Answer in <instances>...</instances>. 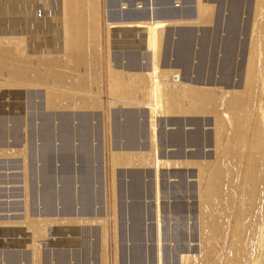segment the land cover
<instances>
[{
  "label": "bare ground",
  "instance_id": "1",
  "mask_svg": "<svg viewBox=\"0 0 264 264\" xmlns=\"http://www.w3.org/2000/svg\"><path fill=\"white\" fill-rule=\"evenodd\" d=\"M16 1L0 0L6 20L24 18ZM24 1L36 28L51 15L57 42L0 33V157L20 158L23 180L0 264H106L104 230L96 251L84 227L108 219L103 138L120 264H264V0H195L191 15L126 0L107 23L106 81L99 0Z\"/></svg>",
  "mask_w": 264,
  "mask_h": 264
},
{
  "label": "rangeland",
  "instance_id": "2",
  "mask_svg": "<svg viewBox=\"0 0 264 264\" xmlns=\"http://www.w3.org/2000/svg\"><path fill=\"white\" fill-rule=\"evenodd\" d=\"M125 1L126 0H118V4L116 5V6H107L106 7V10L107 11H105L104 10V5H103V0H99V8H100V10H99V22H98V24H99V26H98V28H99V32H100V38H99V43H100V66H101V68L103 69V77L105 78H103V80H105L106 81V73H105V69H107V68H109L110 67V64H109V59H108V51L107 50H109V48H108V46H107V44H108V39H107V32H109L108 31V28L109 27H107V23L108 22H113V21H116L115 19L117 18L116 17V14L117 13H119V12H121L122 10H127L128 9V5H126V7L127 8H125V9H122L121 8V4H122V2L123 3H125ZM187 1H189L190 2V4L189 3H187ZM194 1V2H193ZM16 2H17V4H16ZM15 2V8L17 9V10H19V12H21V14L19 15V16H21V18H22V16L25 18V20H24V18L22 19V20H20V17H18V19L17 18H15L14 20H6V17H9V15H7L6 13H0L1 14V17H2V19L3 18H5V19H3L4 21H0V33L1 34H5V35H14V36H16V35H22L23 33H22V31L24 30H26V32L28 31V33L26 34V36H29L31 33H30V31H33V30H36V29H38V30H40V35L42 36H40V43H41V47L42 48H47L48 46H50L51 44H54V42H57V39L55 38V36H54V33H55V28H53L52 26V22L49 20V17H51V15L50 14H45L44 15V19H41V21L38 23L39 25H38V27L36 28V20L35 21H32L31 22V20H34L33 19V17H32V19H30L31 18V14H25L26 12H28L29 10H33L34 9V7H35V5H33L32 3L30 4V5H27L29 2L28 1H24L23 3H21V0H17ZM148 3L146 4V3H144V4H142L144 7L142 8V9H146V10H148V12L149 13H151V6H152V4H151V0H149V1H147ZM25 3V4H24ZM48 2H45V3H43V5L44 4H46V5H44L43 6V10L44 11H46L47 10V8H48V6H49V4H47ZM174 2H173V0H171L170 1V3H168V4H154V6H155V9H168V8H173L174 9V11L176 10V12H177V14H179V13H181L183 10H185L186 8H189V7H191V8H189L188 10H187V13H188V15H191V14H193V13H195V10H196V8H195V0H184V4H185V6L184 7H182L180 10H178V9H176L175 7H174V4H173ZM194 3V4H193ZM23 4H24V6H23ZM134 4V6L133 7H135V9H137L136 7H137V5H136V3H133ZM26 5L28 6V8L26 7ZM27 8V10L25 11V10H23V8ZM189 6V7H188ZM193 6H194V10H193ZM42 7V6H41ZM22 8V9H21ZM185 8V9H184ZM4 9V10H3ZM9 10V7L7 8L6 7V5H3V8H2V10L3 11H6V10ZM7 10V11H8ZM138 10H141V9H138ZM189 11V12H188ZM25 12V13H24ZM192 12V13H191ZM23 13V14H22ZM107 13V14H106ZM191 13V14H190ZM145 14H147V13H145ZM7 15V16H6ZM27 15V16H26ZM46 15H47V17H46ZM5 16V17H4ZM178 16H181V15H177V17ZM0 17V18H1ZM28 20H27V19ZM2 19H0V20H2ZM30 20V21H29ZM10 21V22H9ZM20 21V22H19ZM29 21V22H28ZM7 22V23H6ZM13 22V23H12ZM26 22V23H25ZM51 22V23H50ZM31 23V24H30ZM33 23V24H32ZM46 24V25H45ZM33 25V26H32ZM6 26V27H5ZM40 26V27H39ZM34 28H36V29H34ZM139 28H141V27H139ZM21 29V30H20ZM144 29V28H143ZM143 29H141V30H143ZM23 31V32H24ZM48 32V33H47ZM10 33H12V34H10ZM25 33V32H24ZM51 33V34H50ZM107 33V34H106ZM43 34V35H42ZM24 35V34H23ZM51 39V40H50ZM44 46H46V47H44ZM245 51H247V50H244L243 51V54L245 55L246 54V52ZM244 57V56H243ZM245 58V57H244ZM243 64H244V61L242 62ZM109 65V66H108ZM108 66V67H107ZM242 80V79H241ZM106 83V82H105ZM104 83V81H103V83H102V85H105L106 86V84ZM15 84V85H14ZM12 83L9 87H8V89L9 90H18V89H20V88H24L23 86H21V85H19V84H17V83ZM17 85H19V86H17ZM21 86V87H20ZM104 86V87H105ZM31 88H34V87H32V86H30ZM30 87H27V88H30ZM103 86H102V90L101 91H104V93L105 92H107V90L104 88ZM36 90H38L39 92H43V87L41 88H35ZM12 90V91H13ZM103 93L102 92H100V96L102 95ZM106 97V96H105ZM101 99H102V102H104V104H106V98L103 100V97L101 96ZM98 114H100L101 115V113H103V109L102 110H97L96 111ZM162 115V114H161ZM202 117H204V116H201V118ZM206 118L209 120L211 117L209 116V115H206ZM209 122V121H208ZM106 142H107V140L106 139H102V141H101V144H102V149H103V158H101V169H102V176H103V178H102V187H103V196H102V199H103V204H102V206H103V211L104 212H106L105 214L107 215V217H108V219H105V221H104V223H101V222H93V223H86L85 225H84V227H88V228H90L92 231H94V233H95V235H96V237H95V248H96V251H100V245L102 244V239H101V237H102V229L104 230V235H103V237L105 236V240H104V249H106V252H105V250H104V256H105V254H107L106 256H105V263L106 264H120V262L118 261V259H119V257L116 255L115 256V252H114V238H115V236H116V234H115V228H113L114 226H115V222H113V211H112V209H110L109 207L107 208V206H106V203H107V198H108V195H107V193H109V191H107V188L109 189V187H110V178H109V171H110V169H109V167H107L108 166V148L106 147L107 146V144H106ZM107 154V155H106ZM4 157V156H3ZM8 157H10V158H8ZM7 157V159H10L11 160V162L12 161H17V162H19V164H21L22 163V161L20 162L19 161V159L20 158H17L16 156L15 157H12V156H8ZM2 157H0V159H1ZM15 158V159H14ZM2 159H6V156L4 157V158H2ZM18 159V160H17ZM21 160V159H20ZM2 164V163H1ZM163 166H165V165H161V168H160V171H171V172H173V171H191V172H193V171H195V169H193V168H189L188 169V167L187 168H180V169H171V168H163ZM162 169V170H161ZM21 167L19 166V172H20V174H21ZM120 169H118V171H119ZM193 177V176H192ZM12 178H14L15 179V176L14 177H12ZM18 178H19V181H18V183L17 182H10V184L11 185H19L20 186V184H21V193H22V184H23V180H22V174L21 175H19L18 176ZM188 179H189V181L192 183L193 181V183H195V178L193 177V178H191V177H188ZM22 181V182H21ZM22 202V201H21ZM6 207V206H5ZM12 209V207H7V208H5L4 210H3V215H0V225H4V226H0V227H5V225L6 224H9V222L11 221V220H14V219H17L18 217H17V215L16 214H12V215H8V213H7V215H6V212H8L9 210H11ZM23 209V203H21L20 204V215H21V211H23L22 210ZM105 214H104V217H105ZM22 216V217H21ZM20 216V220L21 219H23V215H21ZM112 219V220H111ZM194 221V219H189V220H187V222H188V224H187V226L188 227H190V226H192V222ZM69 224H67V225H65V226H63V228L66 230V228H67V231H69V230H72L71 228H74L75 226H78V224L77 223H74V225H69ZM15 226H16V228L14 227V225H9V226H7V227H10V229L12 228V229H21L22 228V226L19 224V225H16L15 224ZM7 227H5V228H7ZM95 230H96V232H95ZM188 231L190 230V229H187ZM114 232V233H113ZM98 234V236H97V234ZM68 234H70V233H68ZM115 235V236H114ZM188 237V238H187ZM186 238H184L183 240H182V243L184 244V245H186V246H189V248H193V249H197L198 247H197V241L192 237V238H190V236H187ZM110 252V253H109ZM99 253V252H98ZM98 264H99V261H98Z\"/></svg>",
  "mask_w": 264,
  "mask_h": 264
},
{
  "label": "built area",
  "instance_id": "3",
  "mask_svg": "<svg viewBox=\"0 0 264 264\" xmlns=\"http://www.w3.org/2000/svg\"><path fill=\"white\" fill-rule=\"evenodd\" d=\"M174 7L180 10L185 6L184 0H173ZM144 6L139 3L137 9H142ZM186 7V6H185ZM189 7V6H188ZM121 8H127L125 4H121ZM2 163V164H1ZM19 162L10 159H0V215H3V210L7 207H12L11 210L6 212V215L16 214L20 216V204L22 203L21 184L11 185L10 182L19 181ZM15 176V179L12 178ZM6 206V207H5Z\"/></svg>",
  "mask_w": 264,
  "mask_h": 264
},
{
  "label": "crops",
  "instance_id": "4",
  "mask_svg": "<svg viewBox=\"0 0 264 264\" xmlns=\"http://www.w3.org/2000/svg\"><path fill=\"white\" fill-rule=\"evenodd\" d=\"M100 151H101V152H100L99 154H100V156H101V157H100V162H101V158L104 157V156H103V149H102V146L100 147ZM100 166H101V164H100ZM118 169H120V170H119L120 172L123 171V168H122V169H121V168H117V169H116V172H119Z\"/></svg>",
  "mask_w": 264,
  "mask_h": 264
},
{
  "label": "water",
  "instance_id": "5",
  "mask_svg": "<svg viewBox=\"0 0 264 264\" xmlns=\"http://www.w3.org/2000/svg\"><path fill=\"white\" fill-rule=\"evenodd\" d=\"M102 187V186H101Z\"/></svg>",
  "mask_w": 264,
  "mask_h": 264
}]
</instances>
